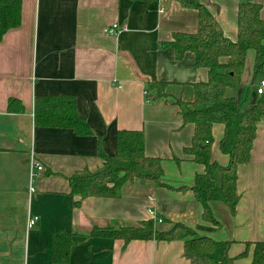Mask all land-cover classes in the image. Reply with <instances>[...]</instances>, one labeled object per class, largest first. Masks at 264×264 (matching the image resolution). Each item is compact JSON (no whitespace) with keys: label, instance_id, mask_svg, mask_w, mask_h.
<instances>
[{"label":"crops","instance_id":"0c3cea01","mask_svg":"<svg viewBox=\"0 0 264 264\" xmlns=\"http://www.w3.org/2000/svg\"><path fill=\"white\" fill-rule=\"evenodd\" d=\"M241 1L260 3L264 23V0H201L233 41ZM20 16V24L0 39V264H190L180 239L125 243L89 235L93 227L150 219L148 207L162 219L154 221L158 228L176 221L207 227L198 233L230 240V256L246 251L234 264H249L253 242L264 240V116L250 160L236 170L235 212L213 201L221 225L203 220L191 185L204 166L183 152L193 124H182L176 100L190 103L193 84L205 81L208 72L196 66L193 52L176 58L172 47L161 45L174 32H195L197 10L177 0H22ZM112 23L125 29L106 34ZM254 57L255 50L248 49L239 85L225 89L227 96L244 97L246 106L255 102L264 78L258 72L252 86ZM152 80L165 83L163 95L148 87ZM52 94L75 98L90 134L34 124V98ZM11 97L23 111L7 110ZM223 128L212 125L211 156L220 165L228 162L218 146ZM122 129L143 131L145 154L161 159L163 184L138 180L125 184L118 196L71 195L67 177L100 167L99 151L114 154ZM31 152L43 170L30 182ZM29 215L38 217L33 227L27 226ZM53 232H72L66 263L50 262Z\"/></svg>","mask_w":264,"mask_h":264},{"label":"trees","instance_id":"16d2710c","mask_svg":"<svg viewBox=\"0 0 264 264\" xmlns=\"http://www.w3.org/2000/svg\"><path fill=\"white\" fill-rule=\"evenodd\" d=\"M22 0H0V39L9 29L20 24ZM184 8L198 12L197 30L193 33L174 32L169 41L161 45L172 47L175 57L184 52L194 53L195 64L206 67L205 81L194 85V98L190 103L176 100L180 108L182 124L192 123L191 142L183 148L185 154L204 166L194 177L191 189L195 199L202 205V219L217 226L221 222L214 216L213 201L226 205L233 214L239 195L236 190L238 165L250 160L257 124L264 116V93H258L255 102L245 105L244 97L227 96L225 89L239 85L248 49L255 50L252 86L258 72H264V23L260 16L261 4L241 1L237 6V38L225 37L215 15L201 0H177ZM224 58V60H222ZM149 88L156 95L164 94L165 83L152 80ZM7 110L23 111L15 98L8 100ZM34 124L46 127L72 128L78 135H87L91 129L76 112V101L69 94L41 95L34 98ZM222 123L223 135L219 149L228 154L226 165H220L211 156L213 142L212 125ZM115 153L99 151L103 163L95 170L87 168L73 172L67 177L71 195L80 199L87 196H118L125 184L143 180L152 187L163 184V169L158 156H148L144 151V133L141 130L122 129L116 132ZM80 199L72 202L77 206ZM183 222L176 221L168 229L158 228L152 219L123 223L119 226H98L89 235L130 240L156 239L183 241L184 255L190 264H234V259L246 255V251L230 256V240H217ZM72 232H53L50 237V262L66 263L72 244ZM252 259L249 264H264V240L253 242Z\"/></svg>","mask_w":264,"mask_h":264},{"label":"built area","instance_id":"2783aa9c","mask_svg":"<svg viewBox=\"0 0 264 264\" xmlns=\"http://www.w3.org/2000/svg\"><path fill=\"white\" fill-rule=\"evenodd\" d=\"M160 11H162V7H160ZM119 29H125V26H120L118 23H112L110 26L104 28V32L106 34H115ZM257 93H264V78L260 79L258 86L256 87ZM43 170V165L36 159L34 154L31 152L29 156V181L31 182L32 179L41 171ZM32 189V187H29ZM147 212L150 216V219L153 221H161L162 219L158 216L157 212L152 208L148 207ZM38 220L37 215H29L27 219V226L33 227Z\"/></svg>","mask_w":264,"mask_h":264},{"label":"rangeland","instance_id":"374dc122","mask_svg":"<svg viewBox=\"0 0 264 264\" xmlns=\"http://www.w3.org/2000/svg\"><path fill=\"white\" fill-rule=\"evenodd\" d=\"M231 88L230 87H228V90H230ZM226 95H228V94H226ZM156 225V224H155ZM157 225H160V223L159 224H157ZM162 225V224H161Z\"/></svg>","mask_w":264,"mask_h":264}]
</instances>
